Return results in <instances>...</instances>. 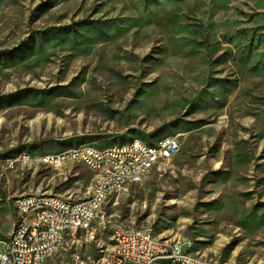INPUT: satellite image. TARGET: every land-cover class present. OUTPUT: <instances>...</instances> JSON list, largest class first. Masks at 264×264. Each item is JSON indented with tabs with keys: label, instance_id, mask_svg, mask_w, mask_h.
I'll return each instance as SVG.
<instances>
[{
	"label": "rangeland",
	"instance_id": "1",
	"mask_svg": "<svg viewBox=\"0 0 264 264\" xmlns=\"http://www.w3.org/2000/svg\"><path fill=\"white\" fill-rule=\"evenodd\" d=\"M164 137L180 141L167 168L45 264L103 262L116 227L264 264V0H0V254L16 196L89 194L82 162L41 158Z\"/></svg>",
	"mask_w": 264,
	"mask_h": 264
},
{
	"label": "built area",
	"instance_id": "2",
	"mask_svg": "<svg viewBox=\"0 0 264 264\" xmlns=\"http://www.w3.org/2000/svg\"><path fill=\"white\" fill-rule=\"evenodd\" d=\"M156 151H171L176 155L180 151V141L177 138H169L162 148L155 149H146L136 143L127 150L76 151L81 154V161L88 165V169L102 166L95 193H91L92 201L69 202L64 201V197L59 195L40 191L16 196L12 200L13 208L21 207L23 220L21 223H14L13 220L11 231L5 237L6 250L4 254H0V264H38L40 258H52L46 257V249L51 245H58L64 231H73L79 235V226L96 220L94 204L99 203L102 194L107 192V186L127 183V178L142 175V169L147 166L146 158H153ZM120 154H133V162L110 165V157H120ZM44 158L50 159L53 167L62 160H69V152L53 153ZM33 195H42V203H33ZM32 213L44 215L46 227L37 228L32 222ZM31 229H38L37 237H30ZM115 229L118 230L119 243L113 244L108 255L109 259L117 264H147L160 254H169V259L175 260V264H218L205 262L196 255H186L181 243L179 250H169L159 245L158 239H148V233L125 230L121 227ZM85 261H88V264H95L93 259Z\"/></svg>",
	"mask_w": 264,
	"mask_h": 264
},
{
	"label": "bare ground",
	"instance_id": "3",
	"mask_svg": "<svg viewBox=\"0 0 264 264\" xmlns=\"http://www.w3.org/2000/svg\"><path fill=\"white\" fill-rule=\"evenodd\" d=\"M169 138H175V137H164L159 140H157L153 144H148L145 141H143L140 138H133L127 142H124L122 144H109L106 146H97L93 143H86L82 144L76 147H72L70 149H67L65 151L69 152V160H62L58 162V165H55L53 167L55 168H61L63 164L67 162H82L81 161V154L77 153L78 150H97V152H107L110 150H127L129 147L135 146V144H141L146 149H155V148H162L163 144H165V141L169 140ZM60 153V152H59ZM178 154V153H177ZM176 154V155H177ZM171 151H156V155L153 158H146V165L144 169H142V175L135 176L134 178H127V183H120V184H110L107 186V192L103 193L99 203L94 204V217H98L101 208L103 204L106 202V200L114 193L122 191L130 187L131 185L142 183L145 178L151 173L152 170H154L156 167L157 169H166L169 165L170 161L176 156ZM28 155H23L17 161L21 160L24 162H28L31 160L30 157H26ZM14 161L11 163V167H14L13 164ZM125 162H133V154H120V157H110V165H125ZM41 164H45L47 166L52 167V161L47 158H41L40 159ZM87 169L88 165L83 163ZM94 176L92 186L90 188L89 194L83 198L78 200H73L71 198H64V201L69 202H82V201H92V194L95 193V188L97 187V180L98 175L102 173V166H94L92 169H88ZM33 203H42V195H33ZM15 211V219L14 223H21L23 220V211L21 207H14ZM32 222L34 225H36L37 228H44L46 227V218L44 215L40 213H32ZM94 221H90V223L79 226V234L88 232L92 223ZM134 231H140L141 233H148V239H158L153 236V234L150 231L147 230H134ZM38 236V229H31L30 230V237H37ZM78 236V233L73 231H64V233L61 234V242L58 243V245H51L49 248L46 249V257H52V258H40L38 261V264H45L49 259H54L53 256H55V253H59V251L64 247L67 241L76 239ZM119 243V236H118V230L114 229L113 234V244ZM159 245L166 247V249L169 250H179V242L176 241H167L163 239H158ZM186 255H194L189 252H186ZM200 259H203L205 262H215L212 260H209L204 257L197 256ZM71 264H88V261L80 260L77 258L73 263ZM95 264H117V262L110 260L109 255L105 257L103 262L95 260ZM147 264H175V260L169 259V254H160L156 255L155 259L152 262H149Z\"/></svg>",
	"mask_w": 264,
	"mask_h": 264
}]
</instances>
